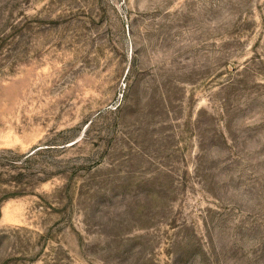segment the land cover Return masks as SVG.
Here are the masks:
<instances>
[{"label": "rangeland", "instance_id": "obj_1", "mask_svg": "<svg viewBox=\"0 0 264 264\" xmlns=\"http://www.w3.org/2000/svg\"><path fill=\"white\" fill-rule=\"evenodd\" d=\"M0 264H264V0H0Z\"/></svg>", "mask_w": 264, "mask_h": 264}, {"label": "trees", "instance_id": "obj_2", "mask_svg": "<svg viewBox=\"0 0 264 264\" xmlns=\"http://www.w3.org/2000/svg\"><path fill=\"white\" fill-rule=\"evenodd\" d=\"M46 149H47V148H46ZM37 151H38V150H35V151H33L32 153H30V154H28V155H24V156H22V157L20 158V160H17V159H9L8 161H11V162H13V161H20L21 163H23V162H27V161H29V160L32 158V156H33L34 154H36ZM5 159H8V158H5ZM18 175H21V173L19 172ZM18 178H19V177H18Z\"/></svg>", "mask_w": 264, "mask_h": 264}]
</instances>
